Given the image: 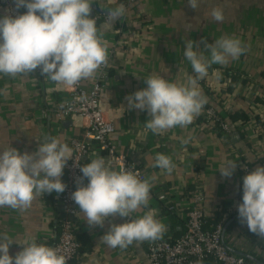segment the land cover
Wrapping results in <instances>:
<instances>
[{
  "label": "crops",
  "instance_id": "crops-1",
  "mask_svg": "<svg viewBox=\"0 0 264 264\" xmlns=\"http://www.w3.org/2000/svg\"><path fill=\"white\" fill-rule=\"evenodd\" d=\"M108 2L109 7L122 3L127 11L114 23H97L109 45L108 64L94 78L81 81V86L89 89L102 79L103 108L115 125L112 141L118 152L141 168L152 187L148 208H141L132 217H110L102 228L90 227L78 213L80 250L73 264H151L150 241L113 249L101 238L113 223L130 222L154 209L155 218L166 225L163 238L178 239L186 228L189 195L197 189L205 197V228L214 229L221 221L226 225L232 207L242 202L243 166L254 170L264 166V0H199L197 9L187 0ZM98 5H93L92 16L98 13ZM215 8L222 10L223 22L212 18ZM25 11L19 9L20 14ZM8 14V6L0 3V17ZM223 36L239 38L247 51L227 65H211L200 88L208 99L204 107L215 110L231 127V135L203 126L202 113L186 128L175 127L163 135L146 130L145 123L151 118L148 112L129 109L126 98L146 88L145 79L152 75L183 82L192 74L191 64L184 57L185 40L198 42L203 50L204 41L214 43ZM205 55H209L207 51ZM71 88L45 79L39 69L16 77L0 74V150L12 146L21 154L35 152L46 136L59 138L70 147L73 140L83 139V127L71 119L59 120L53 113L57 104L68 98ZM157 154L171 157L175 165L171 174L154 166ZM98 157L110 164L95 148L83 165ZM227 161L238 165L231 178L219 171ZM66 179L64 170V183ZM57 195L36 196L25 212L0 207V234L6 233L20 243L35 238L37 243L52 247L60 219ZM77 209L79 212L78 205ZM248 232L246 225L235 226L226 232L225 241L237 251L264 258ZM21 250L22 245L13 243L10 254L15 256Z\"/></svg>",
  "mask_w": 264,
  "mask_h": 264
},
{
  "label": "clouds",
  "instance_id": "clouds-1",
  "mask_svg": "<svg viewBox=\"0 0 264 264\" xmlns=\"http://www.w3.org/2000/svg\"><path fill=\"white\" fill-rule=\"evenodd\" d=\"M100 0H13L15 9L0 17V74L10 77L29 75L39 69L41 75L58 86L72 87L92 79L108 64L109 45L93 17V5ZM197 9L199 0H187ZM119 4L106 11L108 22L126 14ZM216 22H223L222 10L211 12ZM185 40L184 57L190 62L192 74L186 80L172 81L162 75L145 79L146 88L130 94L129 109L147 111L151 117L146 130L163 135L175 128H186L202 113L208 103L200 88L211 65H227L239 59L247 48L239 38L223 36L214 43ZM205 51L209 55H205ZM188 143V140H182ZM75 151L59 138L46 136L35 152H24L9 146L0 150V207L25 212L38 195L63 193L64 169ZM77 163V157L75 155ZM155 167L171 174L175 168L170 156L157 154ZM237 162L227 161L219 169L231 178ZM73 201L79 206L90 227H104L105 221L119 215L132 217L141 208H148L152 184L141 179L139 172L128 168L114 170L104 157L92 159L81 167ZM87 179V185L83 181ZM240 223L250 232L264 238V166L257 167L243 178L242 203L238 205ZM149 209L141 218L113 223L101 240L110 248L126 249L134 242L155 241L163 237L166 225ZM30 241V242H29ZM13 243L22 245L15 256L10 254ZM69 258L58 248L37 243L35 238L20 243L6 233L0 234V264H68Z\"/></svg>",
  "mask_w": 264,
  "mask_h": 264
},
{
  "label": "built area",
  "instance_id": "built-area-1",
  "mask_svg": "<svg viewBox=\"0 0 264 264\" xmlns=\"http://www.w3.org/2000/svg\"><path fill=\"white\" fill-rule=\"evenodd\" d=\"M126 3H134L139 0H124ZM0 3L15 9L12 0H0ZM108 0L100 1L96 17L97 23L108 21L106 11L109 8ZM12 15L18 14L15 11ZM106 66H104L105 68ZM231 79V76H228ZM105 85L102 79L96 81L89 89L83 88L81 82L72 86L68 98L54 108L53 113L59 120L71 119L77 125L85 129L84 138L73 140L71 147L75 155L65 167L66 190L58 193L56 199L57 210L60 214L58 223L59 232L52 247L69 258L68 264L79 254L80 245L77 241L79 231L77 204L72 199V193L77 190V179L82 176L81 167L90 155L91 150L98 148L106 155L107 160L117 171L120 168H128L139 172L141 179H147L144 172L129 157L117 151L112 138L115 133V125L103 108ZM202 125L210 128H218L226 135H231V127L215 112L212 107H204L202 111ZM254 171L248 165L243 166V178ZM85 185V180L83 181ZM205 201L202 190L197 189L189 195L190 210L183 234L174 241L161 238L150 241L148 244V259L151 264H204L211 261L212 264H247L246 259L232 253L223 244V230L225 222H219L214 229L205 228ZM236 203L231 209V215L238 214Z\"/></svg>",
  "mask_w": 264,
  "mask_h": 264
},
{
  "label": "water",
  "instance_id": "water-1",
  "mask_svg": "<svg viewBox=\"0 0 264 264\" xmlns=\"http://www.w3.org/2000/svg\"><path fill=\"white\" fill-rule=\"evenodd\" d=\"M239 219V215H235L232 219H230L225 227H224V230H223V244L228 248V250L232 253H235V254H238L242 257H244L245 259L249 260L250 262H252L253 264H264V262H262L261 260H259L258 258H256L255 256L253 255H250V254H247V253H244V252H241V251H237L233 248H231L225 241V235H226V232H227V229L230 227V225L235 221Z\"/></svg>",
  "mask_w": 264,
  "mask_h": 264
},
{
  "label": "trees",
  "instance_id": "trees-1",
  "mask_svg": "<svg viewBox=\"0 0 264 264\" xmlns=\"http://www.w3.org/2000/svg\"><path fill=\"white\" fill-rule=\"evenodd\" d=\"M19 14H20V12H19ZM234 217V215H230L229 216V219H232ZM238 225H241V223H240V220L239 219H237V220H235L232 224H231V226L228 228V230H227V233H229L231 230H232V228L233 227H235V226H238ZM58 232H59V229H58V227H57V234H58ZM248 234H249V237H250V239L251 240H255L256 239V234H254V233H252V232H248ZM254 256H256V255H254ZM257 258L259 259V260H261L262 262H264V258H259L258 256H257ZM246 263L247 264H252L249 260H247L246 259Z\"/></svg>",
  "mask_w": 264,
  "mask_h": 264
},
{
  "label": "rangeland",
  "instance_id": "rangeland-1",
  "mask_svg": "<svg viewBox=\"0 0 264 264\" xmlns=\"http://www.w3.org/2000/svg\"><path fill=\"white\" fill-rule=\"evenodd\" d=\"M253 241V240H252ZM255 246H258L261 252H264V238L259 237V239H255Z\"/></svg>",
  "mask_w": 264,
  "mask_h": 264
}]
</instances>
